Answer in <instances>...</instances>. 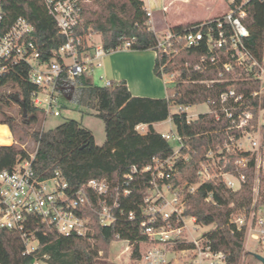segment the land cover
Returning <instances> with one entry per match:
<instances>
[{
  "label": "built area",
  "instance_id": "2783aa9c",
  "mask_svg": "<svg viewBox=\"0 0 264 264\" xmlns=\"http://www.w3.org/2000/svg\"><path fill=\"white\" fill-rule=\"evenodd\" d=\"M5 1L0 0V82L26 68L27 81L36 86L31 95L33 105L44 115H61L58 89L62 75L70 78L92 76L102 66L103 57L111 51L106 50L102 42L89 43L85 35L78 32L83 0H43L56 20L59 33L65 37V42L45 58L32 22L20 16L7 23ZM227 1L228 8L222 15L202 20L188 29L175 31L168 28L164 33H158L155 27L151 29L157 40L154 51L160 61L159 76L167 88L181 76L178 67L167 70L170 60L185 49L196 48L203 51L194 61H185L184 67L197 72L216 70L217 76L196 82L207 86L221 83L227 87L218 99L205 102L210 107L206 113L217 120H226V125L220 130L218 142L206 153L196 183L174 186L170 182L177 173V160L189 158L183 154L184 136L177 130L161 132L172 143L173 154L158 158L141 169L150 173L140 222L141 233L148 238L140 243V259L145 264L171 263L167 248L174 249L178 241L193 242L192 248L181 250L195 255L196 260L191 264H227L225 254L213 251L202 236L190 241L182 236L187 226L184 214L187 193L212 181L238 191L253 179L251 206L233 213L231 221L238 230L244 231L246 239L264 248V56L257 57L247 45L250 30L245 5L250 0ZM162 9L166 11L167 6ZM146 11L152 20V9L146 8ZM130 45L126 42L122 48L129 49ZM164 57L168 58L165 62ZM112 82L106 80L105 86L111 87ZM246 83L253 84L254 88L241 90ZM190 106L170 104V110L176 107L174 113H185L190 122L194 120L187 112ZM174 113L171 112L169 117L172 123ZM136 130L145 133L147 124H138ZM36 152L37 149L30 157L19 159L12 169L0 171V232H17L25 245V253H33L38 248L36 232L39 225L52 227L63 235L87 237L94 233L95 219L106 226L124 214L123 210L118 213V209L131 192L130 182L139 171L136 166L128 173L120 174L114 188L104 179L93 178L75 189L60 171L47 177L38 173L33 166ZM211 199L210 195L206 200ZM129 216L134 218L133 213ZM123 241L128 243L126 250L132 247L128 240ZM256 260L257 264H264ZM36 264L49 263L36 259Z\"/></svg>",
  "mask_w": 264,
  "mask_h": 264
},
{
  "label": "trees",
  "instance_id": "16d2710c",
  "mask_svg": "<svg viewBox=\"0 0 264 264\" xmlns=\"http://www.w3.org/2000/svg\"><path fill=\"white\" fill-rule=\"evenodd\" d=\"M103 3L100 11H86L85 6L83 7L82 23L78 28L80 34L85 33L84 28L96 29L108 51L122 48L126 42H130L129 49L132 50L155 49L156 35L147 23L149 17L143 0H103ZM245 7L250 30L247 45L257 57L262 58L264 2L250 0ZM4 9L7 23L23 16L34 24L45 58H49L52 50L65 42V37L59 33L56 20L43 0H6ZM199 22L175 25L172 29L182 31ZM202 51L201 48L185 49L170 60L167 70L172 71L178 67L181 69V76L173 85L168 86L166 98L134 96L125 80L113 81L112 86L108 87L95 84L88 75L70 78L63 74L58 89L60 95H67L73 104L92 110L103 119L106 140L102 145L97 144L92 131L76 119L67 120L48 130L40 127L44 113L32 103L31 95L36 86L27 81L26 68L21 69L20 74L13 73L0 82V88L6 89L0 95V124L9 125L10 135L12 132L13 136H30L38 142L33 166L42 176L47 177L60 171L75 189L93 178L104 179L114 188L120 174L130 172L135 166L139 169L130 182V194L118 209V213L123 210L124 214L116 222L105 226L95 219L92 224L94 233L87 237L75 234L67 236L52 227L39 225L36 232L39 246L30 254L25 253V245L17 232L2 230L0 264H36V259H43L49 264H105L100 258L107 256L109 247L115 240H128L133 247L132 258H141L140 243L148 238L141 233L140 222L150 178V173L142 172L141 169L174 152L172 143L156 130L154 124L169 119L170 104L196 105L216 100L227 87L221 83L207 86L196 82L202 78L217 76L216 70L197 72L184 67L185 61H194ZM167 59L164 57L162 60L165 62ZM159 62L157 57L154 70L158 76ZM17 86V93L7 92L9 87ZM253 88V84L246 83L241 90L250 91ZM16 94L21 98L20 117L4 109L11 103H18L14 99ZM172 120L176 130L184 136L186 146L183 154L189 158L177 160V173L170 182L174 186L196 183L201 163L206 161V153L210 147L218 142L220 130L226 125V120H217L210 113H202L190 122L185 113H174ZM141 123L147 124L145 133L136 130V126ZM28 157V151L16 143L0 144V171L10 170L19 159ZM210 195L212 199L207 201ZM252 199V178L238 191L212 181L186 195L184 214L193 217L196 224H215L202 238L211 245L213 251L225 254L227 264H239L244 251L245 234L232 223V214L249 208ZM130 213H133V219L130 218ZM193 246V242L178 241L174 249L183 250ZM45 255L47 258H44Z\"/></svg>",
  "mask_w": 264,
  "mask_h": 264
},
{
  "label": "rangeland",
  "instance_id": "374dc122",
  "mask_svg": "<svg viewBox=\"0 0 264 264\" xmlns=\"http://www.w3.org/2000/svg\"><path fill=\"white\" fill-rule=\"evenodd\" d=\"M82 4L83 7L85 6L86 11L88 9H91L92 11H100L103 9L104 5L103 0H83ZM225 8V0H192L188 3L178 1L173 6L171 12L166 13L167 19L164 18L163 13H154L152 20L148 16L149 19L147 23L150 29L155 27L158 33H164L168 28L172 27V23L200 21L218 15ZM83 30L85 31L84 35L89 43L102 42V36L96 29L89 27L87 30L85 28ZM100 75L101 70L97 68L92 75L94 83L104 86L106 80L104 78L101 79ZM18 91V86L9 87L7 89V92L9 93H17ZM5 92L6 89L0 88V95ZM59 103L61 105V115H43L40 125L42 129H52L66 122L67 120L76 119L87 125L86 126L83 124L92 131L97 144H104L106 140V131L105 123L102 118L94 114V111L92 110L76 106L69 100L67 95H61L59 97ZM4 109L16 117L21 116L20 103H11L10 105L5 106ZM209 110L210 107L204 102L190 106L187 112L188 114L193 115L192 118L195 119L200 113H206ZM176 111V107H172L171 112L174 113ZM0 119H2L1 115ZM7 126L9 127V125ZM156 128L159 131H171L172 129L176 130L175 125L170 121H164L163 123L157 125ZM31 130H33V128ZM11 143H16L19 147L28 151L29 154L35 153L38 147V143L32 137H25L21 134L13 136V141ZM186 224L187 226L186 229H183L182 236L188 241L191 239L200 238L204 233L215 227V224H196L195 219L191 216H186L185 225ZM127 244L128 243L123 240L113 241L109 247L107 256H102L100 258L101 262L105 264H145L142 259L132 258L133 248L130 246V248L126 250ZM167 250V258L172 264H191L196 260L195 255L190 251L175 250L171 246H169ZM254 253L264 255V248L258 245L256 242L245 238L244 251L239 264H257L258 262L253 256ZM204 264H209V262Z\"/></svg>",
  "mask_w": 264,
  "mask_h": 264
},
{
  "label": "crops",
  "instance_id": "0c3cea01",
  "mask_svg": "<svg viewBox=\"0 0 264 264\" xmlns=\"http://www.w3.org/2000/svg\"><path fill=\"white\" fill-rule=\"evenodd\" d=\"M144 1L146 8L152 9L153 14L163 13L164 18L167 19L166 13L171 12L176 2L182 1L184 3H188L192 0H144ZM225 1H226V8L223 11H221L218 15H222L227 10L228 1L227 0ZM164 6H167L166 11L162 9ZM184 23H189V22L172 23V27ZM155 63H156V53L154 52V50H132V49L119 48L111 52H108L103 57L102 66L99 67V69L101 70L100 77L102 76L105 80H110V81L125 80L130 92L134 96L166 98L168 95L167 85L165 84L164 80L155 73L154 70ZM165 121H169V119ZM163 122L154 124V127L156 128L157 125ZM83 124L86 125L85 123ZM156 130L159 131L157 128ZM159 132L161 133L164 131H159ZM11 139L13 141L12 133H11Z\"/></svg>",
  "mask_w": 264,
  "mask_h": 264
},
{
  "label": "bare ground",
  "instance_id": "6f19581e",
  "mask_svg": "<svg viewBox=\"0 0 264 264\" xmlns=\"http://www.w3.org/2000/svg\"><path fill=\"white\" fill-rule=\"evenodd\" d=\"M11 141L9 127L5 124H0V144H9Z\"/></svg>",
  "mask_w": 264,
  "mask_h": 264
},
{
  "label": "water",
  "instance_id": "95a60500",
  "mask_svg": "<svg viewBox=\"0 0 264 264\" xmlns=\"http://www.w3.org/2000/svg\"><path fill=\"white\" fill-rule=\"evenodd\" d=\"M14 99H15V101H17L18 103H21V98H20L19 94H16ZM25 114H26V110H25ZM253 256H254L256 259H258V260H260V261H262V262L264 263V257H263L262 255H260V254H258V253H254Z\"/></svg>",
  "mask_w": 264,
  "mask_h": 264
}]
</instances>
